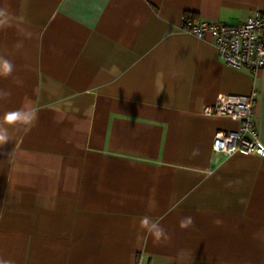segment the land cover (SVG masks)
Returning a JSON list of instances; mask_svg holds the SVG:
<instances>
[{"label":"crops","instance_id":"1","mask_svg":"<svg viewBox=\"0 0 264 264\" xmlns=\"http://www.w3.org/2000/svg\"><path fill=\"white\" fill-rule=\"evenodd\" d=\"M0 258L13 264H264V156L214 153L239 123L207 115L255 93L264 67L224 63L185 21L239 24L264 0H0ZM26 34H30L26 35ZM22 43V47H17ZM159 223L157 241L141 221ZM191 216L193 225L179 221Z\"/></svg>","mask_w":264,"mask_h":264},{"label":"built area","instance_id":"2","mask_svg":"<svg viewBox=\"0 0 264 264\" xmlns=\"http://www.w3.org/2000/svg\"><path fill=\"white\" fill-rule=\"evenodd\" d=\"M183 25L198 38L210 32L220 59L227 65L250 71L264 67V13L253 11L239 24L187 21ZM255 101V93L222 94L213 106L203 109L207 115L228 116L239 123L238 127L220 131L214 136V153L229 156L241 152L264 156V142L260 140L253 120Z\"/></svg>","mask_w":264,"mask_h":264},{"label":"clouds","instance_id":"3","mask_svg":"<svg viewBox=\"0 0 264 264\" xmlns=\"http://www.w3.org/2000/svg\"><path fill=\"white\" fill-rule=\"evenodd\" d=\"M8 12L6 9L0 8V24L6 22ZM29 35L30 34H26ZM17 47H22L19 43ZM14 63L3 55H0V77L7 78L14 72ZM11 96L10 91L0 90V100L7 99ZM37 118V114L31 109L20 108L13 111H7L3 117H0V146L5 145L10 140L9 128L17 124L31 125ZM142 225L148 229L157 241L170 239L167 231L157 222L145 216L141 221ZM194 223L191 216L184 217L179 221L181 228H188ZM0 264H13L11 260H4L0 258Z\"/></svg>","mask_w":264,"mask_h":264},{"label":"trees","instance_id":"4","mask_svg":"<svg viewBox=\"0 0 264 264\" xmlns=\"http://www.w3.org/2000/svg\"><path fill=\"white\" fill-rule=\"evenodd\" d=\"M187 21L184 22V24L186 23Z\"/></svg>","mask_w":264,"mask_h":264}]
</instances>
